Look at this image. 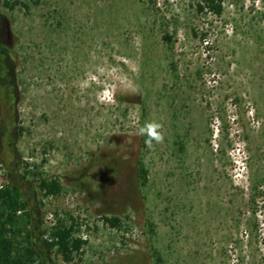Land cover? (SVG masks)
I'll return each mask as SVG.
<instances>
[{
	"label": "rangeland",
	"instance_id": "374dc122",
	"mask_svg": "<svg viewBox=\"0 0 264 264\" xmlns=\"http://www.w3.org/2000/svg\"><path fill=\"white\" fill-rule=\"evenodd\" d=\"M22 1L0 0V184L88 242L47 264H264V0Z\"/></svg>",
	"mask_w": 264,
	"mask_h": 264
},
{
	"label": "trees",
	"instance_id": "16d2710c",
	"mask_svg": "<svg viewBox=\"0 0 264 264\" xmlns=\"http://www.w3.org/2000/svg\"><path fill=\"white\" fill-rule=\"evenodd\" d=\"M222 3L223 0H201L198 10L200 13L208 10L220 16ZM3 5L9 11L17 7L28 9L22 0H3ZM53 13L47 17L53 18ZM145 139L144 136L142 149L147 146ZM143 158L140 155L137 161L136 183L140 191L150 185V172ZM40 181V190L46 197L61 193L62 186L57 179ZM101 221L119 230L125 223L118 216H103ZM81 225L75 217L68 215L65 219H58L54 227L41 230L21 189L15 184H4L0 188V264H47V252L50 251H55L66 263L82 261L88 242L80 235ZM154 257V264H165L159 250L154 249Z\"/></svg>",
	"mask_w": 264,
	"mask_h": 264
},
{
	"label": "clouds",
	"instance_id": "9594fccd",
	"mask_svg": "<svg viewBox=\"0 0 264 264\" xmlns=\"http://www.w3.org/2000/svg\"><path fill=\"white\" fill-rule=\"evenodd\" d=\"M162 126L156 122H150L145 124L143 127L139 129L138 134L145 136V144L151 147L153 141L160 143L163 141L164 137L159 131Z\"/></svg>",
	"mask_w": 264,
	"mask_h": 264
},
{
	"label": "built area",
	"instance_id": "2783aa9c",
	"mask_svg": "<svg viewBox=\"0 0 264 264\" xmlns=\"http://www.w3.org/2000/svg\"><path fill=\"white\" fill-rule=\"evenodd\" d=\"M3 185L0 184V188H2Z\"/></svg>",
	"mask_w": 264,
	"mask_h": 264
}]
</instances>
